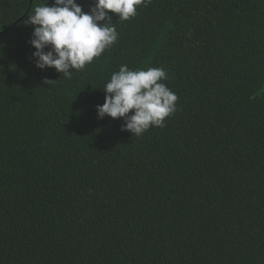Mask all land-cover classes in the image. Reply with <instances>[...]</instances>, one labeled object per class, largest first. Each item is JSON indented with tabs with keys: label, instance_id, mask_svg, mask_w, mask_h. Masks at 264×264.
I'll return each mask as SVG.
<instances>
[{
	"label": "trees",
	"instance_id": "1",
	"mask_svg": "<svg viewBox=\"0 0 264 264\" xmlns=\"http://www.w3.org/2000/svg\"><path fill=\"white\" fill-rule=\"evenodd\" d=\"M0 264H264V0H0Z\"/></svg>",
	"mask_w": 264,
	"mask_h": 264
}]
</instances>
